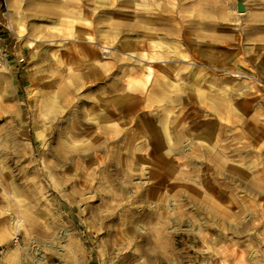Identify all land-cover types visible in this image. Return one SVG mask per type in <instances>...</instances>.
Listing matches in <instances>:
<instances>
[{"label":"rangeland","instance_id":"obj_1","mask_svg":"<svg viewBox=\"0 0 264 264\" xmlns=\"http://www.w3.org/2000/svg\"><path fill=\"white\" fill-rule=\"evenodd\" d=\"M12 1L18 16L13 27L9 0L0 1L11 56L0 66V80L6 82L0 88V264H264V31L246 37L253 13L264 12L257 0H242L245 9L238 10L237 22L230 16V24L221 18L238 0H212L224 14L201 12L204 5L198 0H153L150 13L146 0H135L137 8L130 12L156 19L150 25L157 37L180 45L196 69L211 72L214 64L199 61L197 43L204 39L189 24L203 23L209 15L240 36L237 46L223 42L219 48L230 53L233 63L225 73L235 67L247 72L223 82L240 90L233 100L237 108L217 109L197 98L184 112L174 108L172 120L182 114L180 130L191 133L185 139L199 137L175 152L155 149L147 136H136L130 145L128 129L140 133L161 121L160 105L148 96L152 85L141 86L143 71L154 62L119 48L143 39V30L119 36L104 49L106 67L97 69L104 74L78 83L68 77L92 72L75 46L101 49L95 18L101 10H117L123 0L100 8L92 1L90 26L78 23L71 12L85 0ZM113 17L128 23L134 18ZM66 22L93 32L96 39L88 43L78 30L72 36L55 29ZM104 29H110L106 23ZM116 56L131 59L119 68L122 61ZM173 56L170 60L182 59ZM160 64L155 63L154 85L161 80ZM120 78L126 87L139 80L124 104L138 103L122 117L110 108L116 117L102 132L89 113L96 95L108 99L118 94L104 90ZM203 84L210 93V83ZM51 94L62 97V108L47 113ZM192 122L197 123L194 129ZM208 126L215 129L213 136L200 138ZM170 131L179 134L176 128ZM13 218L21 225H12Z\"/></svg>","mask_w":264,"mask_h":264},{"label":"bare ground","instance_id":"obj_2","mask_svg":"<svg viewBox=\"0 0 264 264\" xmlns=\"http://www.w3.org/2000/svg\"><path fill=\"white\" fill-rule=\"evenodd\" d=\"M85 1L88 3L87 4L81 3L80 6L79 5L77 6V9L75 11H71V12L72 15L75 18H77L78 23L88 26L91 25V19H92L88 12L90 11V8L93 7V3L91 2L93 1L95 2V4L98 5L96 8H100V6L108 7L111 5L112 2V0H85ZM123 1L124 3L120 4L119 7H117V10L114 9L101 10L98 13L97 17L95 18V21L99 25L98 27H96V31L98 33V39L101 42L102 45L101 49H103V51H101V49H98V47H95L94 45L75 46V49L77 50L79 49L78 53L81 54L82 61L86 63V65L90 68L92 72H87L83 75L81 74L73 75V73H70L68 77L70 78L71 82L73 81V83L74 82L78 83V80L84 78L88 79L90 76H94V77L100 76L103 73V71L100 74L97 69H99L100 67L103 68L106 67V65L102 63V58H103L102 55L104 54V52H107L108 50H104V49L108 48V45L113 44L119 38V36H125V35L130 36L132 34L135 35L136 33H138V31L143 30V35H144L143 39L141 38L140 41L132 40V41H127L125 43H120L119 48L131 55L132 53L136 54L138 59L141 60L146 59L147 63L154 62V65L150 64L146 66V70L143 71L145 72L144 74L145 81L144 82L140 81V82L143 83L141 85L142 87H145L149 82L150 85H152L151 88L152 90L150 89V93L148 94V96L152 94L151 96L154 97V100L160 105L161 114L160 116H158V118L161 119V121L159 122L158 126L152 128L149 127L150 129L149 128L144 129L140 133L134 131L131 132V129H128V134H132L130 145L132 142L137 140L136 136H140V137L147 136L148 142L153 143L154 148L159 151L160 150H165L169 152L181 151L184 149L186 145H192L193 142H198L196 141V138L199 137H197L196 135L193 141L192 139L191 140L185 139V136L190 137L191 133H188L189 131L188 129H185L183 131L180 130V128L184 125L183 122L184 117L182 116V114H181L182 117L179 116V119L177 117V119L172 120L170 114L172 112L173 113L175 112L174 108L179 107L180 110L184 112L185 108H187L185 107V105H187V103H189L193 98H197L198 101L206 99L207 101H209V103L212 104L213 108H217V109H219L220 105H227V104H229L230 106L232 104L233 107H231L232 108L231 110L237 108L236 105H233V100L235 95L240 94L239 92L240 90L239 89L235 90L233 89V87H228L226 85H223L224 84L223 82L224 81L234 82L236 80L234 79L235 77H238L239 74H246L247 72L240 67H235V71H230L229 73L226 71L225 73V69H232L230 66H232L233 63L231 62L232 60L230 58V53L227 50H222L219 48H221L220 46L223 42H232L229 44L237 46L239 44L238 41H240L239 40L240 36L236 33L238 31H235L233 27H228V26L222 27L220 25L222 23L220 19L214 20V18L212 19L209 15L207 16V19L204 20L203 23L199 21L197 25H194L193 23L189 24V26L191 28H194L195 32L197 34L199 33V35L204 39V41L197 43L198 45L197 56L199 61H204V64H212V63L214 64L213 71L211 72L206 71L204 68L196 69L195 67L192 66L193 63L190 62L189 55L180 47V45H176L175 43H173L170 39H168L169 37L166 40L165 39L161 40L159 37H157L156 29L150 25V22H153L156 19L150 16H145L144 14L142 16L140 14H135V13L132 14V12H130L131 9L137 8V5H134L135 0H123ZM128 1L133 3L128 4L127 3ZM198 1H201L202 4L204 5L201 12L209 14V13H213L214 12L213 10L216 11L217 9L218 13L224 14V10L222 6L218 5V2L216 3L212 0H203V1L198 0ZM146 2L148 3L150 13H152L153 12L152 6L154 3L153 0L152 1L146 0ZM254 3L256 6L264 8V0H257L256 2L254 1ZM8 7H9L8 8L9 22H10V26L13 27L14 23L17 22L16 20L18 16L14 12V3L12 0H9ZM231 7L233 11L231 13L229 12L227 15L221 18L223 22L227 21L226 22L227 24H230V19H231L230 16L233 17L232 23H234L238 21V15H240L238 13V6L235 2L232 3ZM247 8L250 7L247 6ZM61 14L63 13L61 12ZM68 14L65 15L68 16ZM115 15H124L126 17L131 16V18L132 17L134 18L131 20L132 22L130 21V23H128V22L116 21L115 17H113ZM261 17H264V12L261 14L253 13L252 26H250L251 28L248 29L246 37H252V36L254 37L255 35L264 31V24H263L264 20L260 19ZM262 20L263 22H261ZM105 23L109 26L110 29L108 30L104 29ZM245 24L249 25L250 23L249 24L245 23ZM55 29L59 30L60 32L66 31L67 34L69 33L72 36L75 34L74 32L78 30L79 33H81L80 35L84 33V35L88 39L87 41H89L88 43L94 42L93 40L96 39L95 37H93V32L90 31L86 32L81 28H75L73 27V23L71 22H66L65 24H62V26L56 27ZM172 32L174 31L170 29L168 35L169 33L171 35ZM146 37H148V39ZM258 37H260V35ZM189 43H191V45L194 44L191 40ZM172 54H174L177 58L182 57L181 59L182 61L180 59L179 60L177 59L176 61L170 60L171 58L170 55ZM116 57L118 58V61H122L121 63L118 64L119 68L128 65L129 63L126 60L131 59L130 57L127 56L126 57L116 56ZM184 60H188V61H184ZM219 61H221L222 64H219ZM155 63H164L162 65L160 64L159 66L161 68V80H159V83H157L156 85L153 84L155 81L154 77L156 71ZM136 69L142 70L140 66H136ZM131 72L133 73V71ZM172 72H175V74L172 75ZM219 72H223L224 74H221ZM74 76H76L77 79H75ZM108 78H110V76ZM134 81L135 82H132L131 84L132 86L126 87L124 86L120 78V80H117L115 83L105 87L104 92L109 91L111 93H115V92L118 93L117 95L111 98L107 99L105 98L106 96L102 97L103 95L101 94L96 95L95 102L92 105L91 112L89 113V115L94 116L95 118L94 121H95V125L97 126V129H101L102 132H106V130L108 129L107 127L108 122L114 121L116 115L114 114L113 111L110 110V108H113V110L116 109L117 111H120L119 113L120 116L127 113V111L133 112L136 109V105H137L136 102L138 103V99H136L132 104L131 103L124 104L125 101L129 100L128 91L130 90L132 91V89L137 87L134 85L137 84L136 82H139V80H134ZM205 82L210 83V90H209L210 93H208L205 89H203L204 87L203 83ZM4 83H6L4 80H0V88ZM152 91L154 92L152 93ZM61 98L62 97L61 96L59 97L58 94L49 95L47 99L46 112L47 113L55 112L61 109L62 108V101L60 100ZM214 111H216V109ZM196 125H197L196 122L191 123V127H193V129L194 127H196ZM113 126L118 128V130L120 131H123L124 129L123 126L115 123L113 124ZM172 127L179 130L178 135L171 134L170 129ZM207 128L208 130L205 128L202 129L201 132H199L200 134H202L200 138H204L207 140L208 137L213 136L212 134L215 131L213 126H208ZM218 130L219 129H217V131ZM148 132L150 133V135L148 134ZM101 135L102 133L100 132L99 136ZM99 144L100 143L94 145L98 146ZM216 155L219 154L216 153L215 156ZM11 221H12L11 222L12 225L15 224L21 225L20 224L21 222L20 223L19 221L16 222L14 218ZM37 249L38 248L36 247L33 248V251L35 252L36 255L40 254Z\"/></svg>","mask_w":264,"mask_h":264},{"label":"built area","instance_id":"obj_3","mask_svg":"<svg viewBox=\"0 0 264 264\" xmlns=\"http://www.w3.org/2000/svg\"><path fill=\"white\" fill-rule=\"evenodd\" d=\"M0 7H2V3L0 4ZM2 25L3 24L0 22V65H4L5 62H8L9 58L11 57L8 54L9 34ZM21 61H23V59H21ZM12 241L14 244H17L19 242V235H15Z\"/></svg>","mask_w":264,"mask_h":264},{"label":"water","instance_id":"obj_4","mask_svg":"<svg viewBox=\"0 0 264 264\" xmlns=\"http://www.w3.org/2000/svg\"><path fill=\"white\" fill-rule=\"evenodd\" d=\"M237 6H238L239 11H244L245 6H244V2L242 0H238Z\"/></svg>","mask_w":264,"mask_h":264},{"label":"crops","instance_id":"obj_5","mask_svg":"<svg viewBox=\"0 0 264 264\" xmlns=\"http://www.w3.org/2000/svg\"><path fill=\"white\" fill-rule=\"evenodd\" d=\"M6 2H8V0H6Z\"/></svg>","mask_w":264,"mask_h":264}]
</instances>
